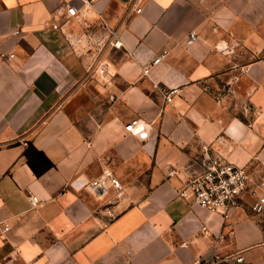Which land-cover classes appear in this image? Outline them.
<instances>
[{
    "label": "crops",
    "instance_id": "obj_1",
    "mask_svg": "<svg viewBox=\"0 0 264 264\" xmlns=\"http://www.w3.org/2000/svg\"><path fill=\"white\" fill-rule=\"evenodd\" d=\"M263 113L264 0H0V264H264ZM204 145L250 176L226 221L179 194Z\"/></svg>",
    "mask_w": 264,
    "mask_h": 264
},
{
    "label": "built area",
    "instance_id": "obj_2",
    "mask_svg": "<svg viewBox=\"0 0 264 264\" xmlns=\"http://www.w3.org/2000/svg\"><path fill=\"white\" fill-rule=\"evenodd\" d=\"M82 3H91L94 0H80ZM136 12H140L141 8H137ZM78 9L71 5L66 4L60 9L56 10L54 14V22L60 21L63 17L65 20L76 17ZM58 28V24L53 26ZM15 34H21L20 30H16ZM198 39V35L195 32H191L188 45H192ZM107 45L111 48L120 49L123 46L122 40L116 30H110L108 34ZM168 56V51H163L155 56L151 64L145 66L142 70L143 75H148L151 70L160 65ZM107 70V63L102 60H98L95 72L103 74ZM178 93V88H171L165 94L167 103L173 101L174 96ZM113 98V96H111ZM264 115V113H263ZM125 130L138 138L143 137L145 130H142L140 120L134 119L129 121L125 125ZM203 153L205 155L204 170L203 172L191 179H188L184 186L181 188L179 194L184 198H191V200L199 206L207 209L210 212L221 214L224 220L230 218V210L239 206V200L241 196L247 192L250 183V176L248 170L245 167L238 166L231 162L224 160L223 158L212 156L210 154V147L207 145L202 146ZM174 172H170V176H173ZM264 184V176L262 178ZM89 190L96 197H102L107 195L109 189L113 187L118 194H122L123 186L120 180L113 174L110 169L103 170L102 174L89 185ZM29 201L32 207H36L40 200L38 196H29ZM253 210L257 214L264 213V195H257V199L253 204ZM117 215L114 212H109L110 220L116 219ZM10 226L5 225L4 231H8ZM203 230H206L203 227ZM224 238V235L220 237ZM183 246L187 245V242H182ZM243 257L239 256L233 260L234 264H241Z\"/></svg>",
    "mask_w": 264,
    "mask_h": 264
}]
</instances>
